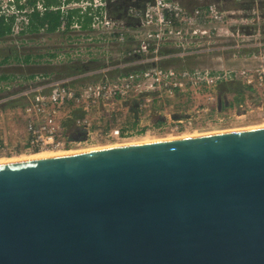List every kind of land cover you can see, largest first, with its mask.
<instances>
[{"label": "water", "instance_id": "95a60500", "mask_svg": "<svg viewBox=\"0 0 264 264\" xmlns=\"http://www.w3.org/2000/svg\"><path fill=\"white\" fill-rule=\"evenodd\" d=\"M0 264H264V127L0 163Z\"/></svg>", "mask_w": 264, "mask_h": 264}, {"label": "built area", "instance_id": "2783aa9c", "mask_svg": "<svg viewBox=\"0 0 264 264\" xmlns=\"http://www.w3.org/2000/svg\"><path fill=\"white\" fill-rule=\"evenodd\" d=\"M123 1L129 2L124 13L114 14L112 8ZM27 2L7 0L0 7V18L15 17L14 35H25L22 30L28 23L29 13L46 10L43 0H38L33 7L27 6ZM50 9L64 14L56 31L41 30L53 38L56 47L49 48V57L31 58L30 62L50 61L54 66L85 64L88 69L62 77L53 72L0 81V104L23 100L19 111L25 124L24 153L68 151L78 146H97L105 141H124L133 137L130 135L133 130L111 120L121 115L117 114L121 110V107L116 108L117 104L122 106L133 95L173 93L183 79L193 84L201 81L212 84L226 78V75L178 72L159 66L126 71L131 65L166 58L162 53L173 44L181 49L186 46L192 50L198 48L196 41L191 43L199 37L209 36V31L195 25L206 20H222L212 5L203 11L196 8L190 13L180 0H61ZM71 10H78L82 19L73 16L69 23L68 17L64 16ZM86 17L90 20L87 24L84 23ZM116 52L122 55L123 61L119 60L120 55L117 59ZM0 63L3 66L2 57ZM8 64L13 63L8 60ZM258 80L264 84V75ZM76 109L82 112L81 116H73ZM100 112L103 114L93 120ZM69 120L82 131V137L71 135L66 126Z\"/></svg>", "mask_w": 264, "mask_h": 264}, {"label": "rangeland", "instance_id": "374dc122", "mask_svg": "<svg viewBox=\"0 0 264 264\" xmlns=\"http://www.w3.org/2000/svg\"><path fill=\"white\" fill-rule=\"evenodd\" d=\"M6 1L0 0V7ZM200 1L199 10L203 11L212 5L218 11V15L222 16V20L212 22L206 20L195 25L201 30L209 31V36L199 37L191 43L193 45L196 41L198 48L192 50L186 46L181 49L173 44L172 47L164 49L162 54L166 58L153 63L131 65L126 71L159 66L178 72L199 71L226 75V78L212 84L203 81L193 84L183 79L179 81V88L174 89L173 93L162 92L160 95L157 92L131 96L122 106L116 105V108L121 107V110L117 111V114L121 115L111 120L125 129L133 130L130 134L133 137L124 141H105L97 146H115L124 142L141 141L144 137L158 139L264 125V84L257 81L264 75V0ZM195 10L196 8L187 11L192 13ZM189 30L192 31V28ZM6 39L2 45L0 44V54L6 57L8 54L17 53L16 56L23 58L27 64L24 67L10 66L0 69V74L5 72L10 77L8 80L13 79L10 74L14 76L23 74L21 77L25 79L39 73L55 72L58 77L71 75L67 74L65 68L67 65L54 66L55 64L50 61L37 62L39 64L29 61L31 58L49 57V48L56 47L53 45V38L48 37L45 31L40 30L27 35L9 34ZM116 53L117 59L120 55L119 60L123 61L122 55ZM17 57L12 55L8 60L15 65ZM249 79L252 81L248 82ZM228 82H233L234 85H225ZM242 84L250 85L251 88H243ZM230 88L233 91H230ZM220 93H223V97ZM224 100L225 103L222 104ZM21 103L23 100L20 99L0 104V158L34 154L22 151L26 133L19 111ZM102 114V112L96 114L93 120ZM81 115L79 109L74 111V117ZM71 127L68 126L70 130ZM141 133L143 134L140 135ZM97 146H78L72 150L85 151L84 149L91 150ZM14 151L17 153L14 154Z\"/></svg>", "mask_w": 264, "mask_h": 264}, {"label": "trees", "instance_id": "16d2710c", "mask_svg": "<svg viewBox=\"0 0 264 264\" xmlns=\"http://www.w3.org/2000/svg\"><path fill=\"white\" fill-rule=\"evenodd\" d=\"M38 0H28L27 2V6L33 7L35 6V4L37 3ZM44 1V6L46 7V10L41 13L37 10H34L33 12L28 14V23L25 24L24 29L22 30V34H32L35 32H39L40 30L44 29L46 32H54L56 31V29L59 27L60 23H61V18L63 17V12L60 10H52L50 9L51 6H57L60 4L61 0H43ZM183 1V2H182ZM180 2L182 3V5L184 6V8H186L187 10H193L195 8H199L201 7V1L200 0H180ZM129 5V2L123 1L122 4L115 6L114 8H112V11L114 14H123L124 13V9H126V7ZM24 6V5H23ZM205 5H202V7ZM119 8L120 11H116ZM75 16L77 18H79V20L82 19L81 14L79 13L78 10H71L68 12V15H65L64 17H68L69 19V23H71L72 21V17ZM89 17H86L84 19V23H88ZM14 22H15V17L14 16H9L7 17V19L5 20L4 18H0V39L3 38V42H5V39L7 35L12 34L13 33V26H14ZM5 39V40H4ZM21 43H23L22 39H21ZM13 57H17L16 55H18L17 53H12ZM11 54H8V56L4 57L3 55L0 54V57L2 56V59H4V64L3 66L0 65V69H4L10 66H18V67H24L27 64L25 63V60L23 58H15L17 64L13 65V64H8V57L12 56ZM24 57V55H21ZM22 61V62H20ZM30 61V60H29ZM22 63V64H20ZM1 64V63H0ZM39 64V63H37ZM67 66H65V68H67L66 70L68 71L67 74H76L79 72H82L84 70L88 69V65H81V64H66ZM11 78L14 79V77L18 76V74H16L15 76L13 74H10ZM20 76H22V74H19ZM19 76V77H20ZM34 75H32L33 77ZM15 77V78H16ZM8 78H10L5 72H2L0 74V81H10L8 80ZM23 78V77H22ZM12 80V79H11ZM225 85L227 86H231L234 85L233 82H228ZM243 86V88H251L250 85H241ZM230 91H233V89H229ZM235 92L238 91V93H240L241 91L239 90H234ZM223 93H220V96L223 97L222 95ZM222 104L225 103L222 101ZM66 126H72L70 133L71 135H75L76 137H82L83 133L81 130H79L77 127L73 126V120H69L66 122Z\"/></svg>", "mask_w": 264, "mask_h": 264}, {"label": "bare ground", "instance_id": "6f19581e", "mask_svg": "<svg viewBox=\"0 0 264 264\" xmlns=\"http://www.w3.org/2000/svg\"><path fill=\"white\" fill-rule=\"evenodd\" d=\"M183 2V1H182ZM253 128L254 127H264V125H261V126H252ZM252 127H247V128H252ZM241 129H245V128H241ZM225 131H229V130H225ZM218 132H221V131H218ZM215 133V132H213ZM195 134V133H194ZM185 136H182V135H179V136H168V137H164V138H149V137H144L143 140L141 141H132V142H124V143H119V144H116L115 146H112V145H107V146H97V147H93L91 150H96V149H104V148H109V147H117V146H125V145H132V144H139V143H147V142H153V141H158V140H165V139H174V138H183V137H188V136H193V135H188V134H184ZM196 135H199V134H196ZM139 140V139H137ZM122 144V145H120ZM88 149V148H87ZM87 149H84L85 151H91V150H87ZM80 149H77V150H68V151H40L38 153H34V154H31V155H26V154H22V155H19L17 157H11V158H0V163H6V162H11V161H20V160H28V159H35V158H46V157H51V156H59V155H65V154H72V153H79V152H83V151H79ZM82 150V149H81Z\"/></svg>", "mask_w": 264, "mask_h": 264}, {"label": "crops", "instance_id": "0c3cea01", "mask_svg": "<svg viewBox=\"0 0 264 264\" xmlns=\"http://www.w3.org/2000/svg\"><path fill=\"white\" fill-rule=\"evenodd\" d=\"M2 39H3V38L0 39V44H1V45L3 44V40H2ZM5 39H6V38H5ZM5 39H4V40H5ZM5 41H6V40H5ZM1 45H0V46H1ZM1 57H2V56H1ZM19 76H20V75L18 74L17 77H19ZM22 76H23V74H22ZM20 77H21V76H20ZM73 136H75V135H73Z\"/></svg>", "mask_w": 264, "mask_h": 264}, {"label": "flooded vegetation", "instance_id": "af4514ba", "mask_svg": "<svg viewBox=\"0 0 264 264\" xmlns=\"http://www.w3.org/2000/svg\"><path fill=\"white\" fill-rule=\"evenodd\" d=\"M262 5V4H261Z\"/></svg>", "mask_w": 264, "mask_h": 264}]
</instances>
